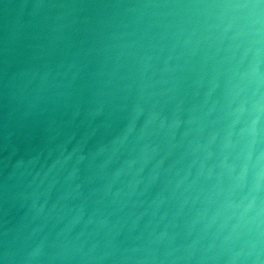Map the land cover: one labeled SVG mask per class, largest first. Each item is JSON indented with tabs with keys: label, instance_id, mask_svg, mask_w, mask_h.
<instances>
[{
	"label": "clouds",
	"instance_id": "clouds-1",
	"mask_svg": "<svg viewBox=\"0 0 264 264\" xmlns=\"http://www.w3.org/2000/svg\"><path fill=\"white\" fill-rule=\"evenodd\" d=\"M41 7L0 264H264V0ZM133 34L162 63L113 55Z\"/></svg>",
	"mask_w": 264,
	"mask_h": 264
},
{
	"label": "water",
	"instance_id": "water-1",
	"mask_svg": "<svg viewBox=\"0 0 264 264\" xmlns=\"http://www.w3.org/2000/svg\"><path fill=\"white\" fill-rule=\"evenodd\" d=\"M150 2L162 0H0V185L13 167L23 168L26 164V158L16 151L20 129L14 122L16 101L11 95L9 84L26 55L27 46L36 42L35 25L44 11L41 6L62 3L111 5ZM109 43L113 45V55L121 53V58H131L139 53H148L144 56L145 61L152 63L155 60L157 64L162 63V58L170 48L169 41L159 37L143 38L136 34L118 37ZM157 56L160 59L157 60ZM144 119L145 115L142 113L137 123H142ZM30 155L36 157L38 154L33 152ZM15 218L17 213L12 207H9L5 215L3 198L0 196V230L5 219L11 224Z\"/></svg>",
	"mask_w": 264,
	"mask_h": 264
}]
</instances>
